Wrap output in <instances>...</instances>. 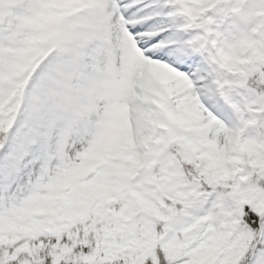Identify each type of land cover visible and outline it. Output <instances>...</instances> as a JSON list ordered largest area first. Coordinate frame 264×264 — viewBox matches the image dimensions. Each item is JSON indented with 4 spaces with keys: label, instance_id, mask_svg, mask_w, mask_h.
<instances>
[{
    "label": "snow or ice",
    "instance_id": "6c2138e0",
    "mask_svg": "<svg viewBox=\"0 0 264 264\" xmlns=\"http://www.w3.org/2000/svg\"><path fill=\"white\" fill-rule=\"evenodd\" d=\"M0 264H264V0H0Z\"/></svg>",
    "mask_w": 264,
    "mask_h": 264
}]
</instances>
